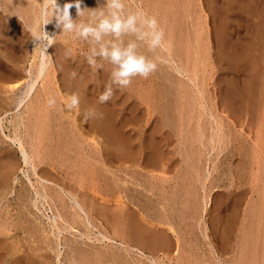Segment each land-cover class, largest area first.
<instances>
[{
  "label": "bare ground",
  "instance_id": "obj_1",
  "mask_svg": "<svg viewBox=\"0 0 264 264\" xmlns=\"http://www.w3.org/2000/svg\"><path fill=\"white\" fill-rule=\"evenodd\" d=\"M117 2L123 7L109 8L106 0H82L81 8H95L99 4L103 9L102 16L97 12L77 17L75 7L70 12L77 23L84 22L93 28L101 19L111 21L113 12L122 21L129 16L136 17L132 28L121 31L119 35L107 32L101 33L99 40L89 38L98 50L102 46L109 49L117 46L124 50L134 45L132 52L137 56L144 54L146 62L162 60L163 64L158 62L156 71L147 79L134 76L132 83L124 89H119L112 78L118 65H114L109 58H103L101 63L90 66L85 59L87 53L73 54L69 52L70 48L67 49L73 44V34L68 33L70 36L66 38L67 33L55 27L54 18L51 23L44 24L45 9L49 17L51 15L49 0H0V204L4 200L9 206L0 211V264H51V258L41 253L44 248L45 253L53 251L57 262L61 263L62 246L66 248L63 257L66 264H169L174 260H166L167 256L172 258V253L178 255L181 248L185 249L182 236L187 233H183L179 225L177 229L175 219L179 224L182 218L180 220L187 225V219L198 211V205L202 206V199L206 200L202 225L209 238L213 230L216 234L220 229L222 235L227 232L228 237L237 230L238 235L241 233V242L243 235L246 236L242 243L236 242L239 247L233 245L238 255L233 260L229 258V264H264V218L260 219L264 215V161L258 157L259 172L250 170V176L253 175L255 181L262 176V182L258 183L257 193L254 191L257 200L252 198L255 202L248 201L249 207L243 213L244 200L251 187L229 193L221 191L223 198H217L218 206L216 204L220 210L213 221L218 227L215 231L212 221L210 225L205 218L207 214L213 217L218 209L211 203L215 211L208 213V201L214 195L209 192L211 185L207 188L210 168L202 173V161L195 159L189 164L190 168L187 166L193 170L190 175L184 173L186 166L182 163H186L184 153L187 152L181 151L184 146L186 149L188 146L209 147L218 141L225 151L223 161L231 160L230 165L235 164L236 169L242 166L245 172V139L236 137V130L223 122L214 126L210 120L211 125H200V121L193 120L194 115L189 110L194 111L192 107L196 104L205 106L208 116L215 120L214 108L227 112L236 126H242L253 134L257 142L255 148L260 147L263 151L264 0L233 1L235 6L233 4L232 8H236L234 15H244L240 20L246 17L248 21L245 25V30H248L246 37L234 40L239 32L225 33V22L221 18L220 33L215 35L213 32L215 44L207 45L208 50L205 48L204 51L208 52L207 55H202L201 27L204 21L200 20V13L191 14L189 0ZM57 3L63 6L65 3L74 4L75 0H57ZM197 3L199 6L202 4L201 0H196ZM152 16L164 31L161 47L149 46L151 35L147 33L153 29L145 21ZM237 19L236 22L239 21ZM44 32L54 38L51 46L47 47L49 42L44 41L36 47L39 41L34 37L43 36ZM227 34L234 36L229 35L228 39ZM56 39L61 42L56 44ZM84 39L75 36L74 42L78 45ZM28 41L34 43L33 49H28ZM86 42L80 46L89 44L88 40ZM145 48H148L149 55L143 53ZM48 50L55 53L52 55ZM154 55L157 59L152 58ZM210 55L217 67L212 83L215 101L211 106L208 102L210 96L207 95L208 83L200 73L209 69ZM170 67L172 70L168 69ZM72 69L78 72L76 79L70 77ZM159 69L162 72L157 75ZM173 71L186 77L185 80L178 77V84L175 83L176 74L174 76ZM170 75L174 76V81ZM106 86L113 87L114 95L106 104H99L98 97ZM174 88L181 92L186 90L183 95L178 92L180 97L175 96L183 98V102H190L192 107L188 104L184 108L177 98V108H170L172 100L173 106L176 103V98L172 99V93L176 91ZM73 93L80 96L79 108L65 110L58 100L67 103L68 96ZM50 98H54L56 103L48 109ZM91 108L102 113L103 117L85 122L83 115ZM175 112L179 114L177 118ZM194 118L197 119L196 116ZM45 119H51L53 123L48 122L47 125ZM36 120L39 122L37 126ZM190 121L194 123L191 128L195 131L191 137L183 133V130L188 131ZM38 126L41 130L36 128ZM89 139L95 142L97 149L91 146ZM175 144L181 146L180 152H177L180 148L173 149ZM191 150H188L186 158L193 159ZM211 150L213 148L209 147L207 154ZM175 151L177 154L184 152L183 157H175ZM236 155L239 158H234ZM176 167L178 173L184 172L176 178L168 175L176 171ZM244 174L238 175L239 181ZM201 192L205 193L203 198ZM11 194L13 196L9 197ZM10 208L15 210L14 215ZM142 217L156 220L164 227L157 228ZM251 218L255 222L257 220V225L253 221L249 224ZM242 222L245 226L240 229ZM229 223H232L231 227ZM230 242L225 252L231 250Z\"/></svg>",
  "mask_w": 264,
  "mask_h": 264
},
{
  "label": "rangeland",
  "instance_id": "obj_2",
  "mask_svg": "<svg viewBox=\"0 0 264 264\" xmlns=\"http://www.w3.org/2000/svg\"><path fill=\"white\" fill-rule=\"evenodd\" d=\"M190 2V8H191V14L192 15H194L196 12L199 14L200 13V20H202V21H204L203 22V27H201V29H202V37H203V41H204V43H203V41L201 42L202 43V46H203V51H202V55H203V53H205L204 51H205V48H206V51L208 50V46L209 45H214L215 44V35H216V33H220V19L222 18V20L221 21H223V22H225V23H223V27H225L226 28V30H223L225 33H230V34H232V33H235V32H239L238 34L236 33L235 35H237V36H234V34H233V36H234V38H233V36L232 35H230L234 40L237 38V37H241L242 39L243 38H245L246 37V31L248 32V30H245V25H247L246 24V22H248L247 21V19H246V17H243L244 19H246V21H244V19L243 20H240L241 19V16H244V15H241L240 17H239V15L237 16V15H234V14H236V8L234 7L235 6V4L233 3V1L236 3V0H201V3L202 4H200V6L202 7L201 9H200V6H199V4L197 3L196 4V0H189ZM231 1H232V4H231ZM234 4V6H233V8H232V5ZM224 7V8H223ZM50 7H48V9H49ZM220 8V9H219ZM225 9V10H224ZM220 10V11H219ZM231 10H233V11H231ZM228 13H229V15H228ZM218 14H220V15H218ZM221 14H223V15H221ZM225 15V16H224ZM191 17V16H190ZM224 17H226V19L224 18ZM223 18H224V20H223ZM237 18H239V21H237L236 22V20H238ZM227 20V21H226ZM219 22V23H218ZM83 24H84V22H82ZM79 24V23H78ZM226 24V25H225ZM236 24V25H235ZM253 24H255V23H253ZM220 25V26H219ZM227 26V27H226ZM237 26V27H236ZM244 26V28H242ZM239 27V28H238ZM236 28V29H235ZM241 28V29H240ZM259 28V27H258ZM239 29V30H238ZM222 30V29H221ZM27 31H29V29H27ZM58 31H61V30H58ZM244 31V32H243ZM30 32V31H29ZM204 32V33H203ZM213 32H215V35H214V33ZM244 33V35L242 36V34ZM240 33H241V35H240ZM61 34V33H60ZM67 36H66V38H68L70 35L67 33L66 34ZM214 35V36H213ZM228 34H227V37L229 36ZM73 36V38H72V41H73V44L72 45H70V47H68L67 49H69L70 48V50H69V52H73V54H81V53H87V56H90L91 54H92V52L95 50H97V52H99V50H98V46L97 45H95L94 44V42H92V41H90V37H93V36H91V35H89L88 37H86V39H84L82 42H81V44H78V45H76V43L74 42V37L75 36H77V38L79 37L78 35H75V33L72 35ZM84 38V37H83ZM231 38V39H232ZM228 39H230L229 37H228ZM232 39V40H233ZM61 40H63V39H61ZM88 40V43L89 44H87L86 46H84V47H86L85 49H84V47H82V46H80V45H85ZM76 41V40H75ZM239 41H242V40H238V42ZM56 44H58L57 42H61L60 40H57L56 39ZM28 43V45H27V47H28V49H33V47H35V45H34V43L33 42H30V41H28L27 42ZM200 43V44H201ZM208 45V46H207ZM73 48V49H72ZM57 48L55 47V50H56ZM59 49V48H58ZM142 49L143 48H141V51H142ZM148 49V48H147ZM146 48H145V50L143 51V53H145V55H149V51L147 50ZM211 50V49H210ZM213 50V49H212ZM49 52H52L51 50H48ZM68 51V50H67ZM76 52V53H75ZM147 52V53H146ZM53 53H55L54 51L51 53L52 55H53ZM208 53V52H207ZM207 53H205L206 55H207ZM204 54V55H205ZM55 55V54H54ZM143 56H144V54H142ZM209 55V54H208ZM55 57V56H54ZM156 58V55H154V56H152V58ZM147 58V57H146ZM154 58V59H155ZM93 59L96 61V64L95 65H97L98 64V62L99 63H101V60H104L103 59V57H101V56H99V55H96V56H94L93 57ZM145 59V58H144ZM157 59V58H156ZM212 59L213 58H211V55H210V57H209V61H211V64H210V67H208L207 66V68H209V69H204L202 72H200V73H202L201 75L202 76H204V77H206L205 78V80H207L206 82L208 83V92H207V95H209L208 97V102H209V105L211 106V104H213L214 105V101H215V99H214V90H215V87L213 86V79H214V77L216 76V74H217V67H216V65L215 64H213V61H212ZM206 60V62H207V58L205 59ZM158 62H160L161 64H163V62H162V60L161 59H157V63ZM206 62H204V63H206ZM160 63H158V64H160ZM168 64H169V62H168ZM93 66V65H92ZM203 68V67H202ZM169 70H172V68L170 67V68H168ZM162 71L159 69V73L157 72V75H160V73H161ZM173 74H174V76H175V74H176V76H175V81H174V76L172 77L171 75H170V77L171 78H173V79H171L172 81H174L175 83H177L178 82V80H177V78L178 77H180V79H182V80H185V78L186 77H181V75L180 74H178V73H176V72H174L173 71ZM96 78H97V76H96ZM94 79H95V77H94ZM142 80H143V78H141ZM96 80V79H95ZM94 80V81H95ZM98 80H100L99 78H98ZM97 81V80H96ZM93 82V81H92ZM178 84V83H177ZM144 88H145V85L143 86ZM53 88H55L54 86H53ZM143 88V89H144ZM158 88V87H157ZM176 88H177V85H176ZM176 88H174V90H176ZM142 89V92L144 91ZM173 90V91H174ZM172 91V90H171ZM185 91L186 90H183L182 92L181 91H179V90H176V91H174L175 93L173 94L172 93V95L174 96V97H172V99H174V98H176V99H174V101H176V103H175V105L173 106V104H174V102H172L173 100L171 99V93H170V100H172L171 102H170V108L171 107H176V105L177 104H179V100H180V104L184 107V108H186V106L189 104V106H191V103L189 102H187V101H184L183 102V98H178V96H179V93L181 94V95H183V92L185 93ZM179 92V93H178ZM175 94L176 95H178L177 97L175 96ZM57 95V97L59 96V97H61L60 96V94L58 95V94H56ZM56 95H54V96H56ZM180 95V96H181ZM179 96V97H180ZM179 100H178V99ZM214 100H213V99ZM58 99H60V98H58ZM63 100V99H62ZM211 100H213V101H211ZM177 101H178V103H177ZM58 102L61 104L62 103V106H64V104H66V101L64 100V101H60V100H58ZM63 102H64V104H63ZM181 102H183V103H181ZM197 105V104H196ZM194 105V107H192L193 109H195L194 111L192 110V109H189V110H191L190 112L194 115V117L196 116V118L197 119H195L194 117H192L193 118V120H198V121H200L199 123H200V125L202 124L203 126L205 125V123H206V125H207V123H209V125H211L210 123H211V121L210 120H212V122H214L212 125H216V123L218 124H220V123H225L226 125H229L230 127H232V130L234 131V130H236V135H238V136H236V137H239L240 136V138H242V139H245L244 141L242 140V139H240V140H242L244 143H245V146L247 147V148H244V153H243V155H244V158L243 159H246L244 162H245V166H244V170H245V172L243 171V168H241L242 166L241 165H239V166H241V167H238L237 169H239V172H238V170L236 169V166H232V165H230L231 164V160H226V161H223L224 159V152L225 151H223L221 148H220V146H223L221 143H219L218 144V141H216V142H213V144H210V146L208 145V142L206 143L209 147H211V148H213V150H211L210 151V153L209 154H207V149H209V147H204V145H202L201 147H199L198 146V148L195 146V147H193L192 148V146L189 148V146L188 145H186V146H188V149H186L185 148V146H184V149H182L181 148V146L179 147L178 146V144L175 146H172V147H174L173 149L175 150V149H179L177 152H180V150L181 151H185V152H187V153H184V152H182V153H184V160H186V163H185V161H184V163H182V165H185L186 166V172H184L183 170H182V172H180V173H178V171H179V169L177 168L176 169V171H174V172H171L170 174H168V175H170L171 177H173V176H175V178L177 177V176H179V175H181V173H186V174H188V175H190V172L191 171H193L192 170V168H191V170L190 169H188V167L187 166H189V164H191L195 159H198V160H200V162L202 161V165H201V167H202V173H205L206 171H207V169H209L210 168V172H211V175H209V178L210 179H208L207 180V182H208V186H207V188H209L210 186L209 185H211V187L209 188L210 189V193H211V195H213V196H210V199H209V201L208 202H210L208 205H207V207H208V213H210V214H212L214 211H213V207H214V205L216 206V204H217V206H218V199H219V197H220V199H221V197H222V192L223 193H229V192H233V191H238V190H243V189H249V187H251L250 188V192H248L247 193V197H249L250 199H248L247 197H245L246 199L244 200V204H243V208L244 209H240L241 211H242V213H243V211H245V209H247V207H249V203H253V202H255V199L258 197V196H256L257 194V190L259 189V187L258 186H260L259 184H261L260 182H262V176H261V179L258 181V179L256 178V181H255V179L252 177V176H250V170L253 172V170H254V172H257L258 171V161L260 160V161H264V149H263V151L261 150V148L260 147H258V149L257 148H255V147H257V142L254 140V138H253V134L252 133H250V132H248L246 129H244L242 126H239V125H237L236 126V124L233 122V119L230 117V116H228V113L227 112H223V111H219V110H217L216 108H214V106L212 105V108H214L213 109V115L216 117V120L215 119H213L214 117H212L211 115L210 116H208L209 115V111L207 110V108H205V106H202V107H200V105ZM178 106V105H177ZM49 107V106H48ZM65 108V107H64ZM177 108V107H176ZM48 109H50V107L48 108ZM206 109V110H205ZM66 110V109H65ZM76 110V109H75ZM199 110V111H198ZM202 110V111H201ZM185 112H187L188 110H184ZM205 111H207V112H205ZM47 112V111H46ZM77 113H79V111H76ZM190 112L188 111L187 113H189V115L191 116L192 114H190ZM194 112H196V113H194ZM197 112H198V114H197ZM199 113H200V115H199ZM206 114V115H205ZM174 115L176 116L175 118H177L178 117V112H175L174 113ZM192 115V116H193ZM202 115V116H201ZM204 115V116H203ZM200 116V118H198ZM207 116V117H206ZM148 117V116H147ZM209 117V118H208ZM52 119H53V117H51ZM58 118V117H57ZM191 118V119H192ZM203 119V121H202V119ZM35 119V118H34ZM47 119V118H46ZM45 119V121H46V124L48 123V122H52V120L50 119V121H48V120H46ZM59 119V118H58ZM219 119V120H218ZM192 120V121H193ZM208 120L210 121V122H208ZM218 120V121H217ZM221 120V121H220ZM192 121H190L191 123H190V126H188L187 127V129H188V131H185V130H183V133H185V135H187V136H192V132L194 133L195 131H193L192 130V128L194 127H192V124L194 125V123H192ZM198 121H196V122H198ZM206 121V122H205ZM56 122H58V121H56ZM45 123V122H44ZM53 123V122H52ZM37 124L39 125V122H37V120L35 121V125L37 126ZM48 125V124H47ZM45 127H47L46 125H45ZM190 127V128H189ZM192 127V128H191ZM206 128H209L210 126H205ZM36 128H40V126H38V127H36ZM44 129V128H43ZM179 130H181L180 128H178ZM189 129H191L190 131H189ZM40 130H41V128H40ZM179 130H175L176 132L178 131V132H180ZM173 131V130H172ZM189 132H190V134H189ZM178 134V133H177ZM235 134V133H234ZM252 134V135H251ZM0 135H1V133H0ZM177 137H178V135H177ZM174 138V137H173ZM204 138V137H203ZM191 139V138H190ZM176 139L174 138V141H175ZM193 140V139H192ZM189 141V139L186 141V144H188L187 142ZM89 142H90V144H91V146H93L95 149H97L96 148V144H95V142L92 140L91 141V139H89ZM235 143H237V141L235 140ZM93 144V145H92ZM96 146H95V145ZM196 144V143H195ZM213 145V146H212ZM228 145H230V144H228ZM178 146V147H177ZM215 146H216V149H214L215 148ZM177 147V148H176ZM202 148H203V150H202ZM187 151H186V150ZM192 149V150H191ZM195 149H197L195 152H193ZM248 149H250V151H248ZM188 150H191V151H189L190 152V156H191V158H193V159H189V158H186V156L188 157ZM175 151V152H176ZM248 151V152H247ZM177 152L174 154V156L175 157H183V155H182V153H178L177 154ZM194 154H193V153ZM201 152H202V154H201ZM247 152V153H246ZM262 153H263V155H262ZM186 154V155H185ZM192 154V155H191ZM192 156H195V157H192ZM263 156V157H262ZM251 157V158H250ZM260 158L258 161L256 160L257 158ZM201 158V159H200ZM234 158H239V156H235ZM252 159V160H251ZM248 160V161H247ZM251 160V161H250ZM222 161H223V163H222ZM247 161V162H246ZM259 161V162H260ZM187 162H188V164H187ZM199 162V161H198ZM197 163V162H196ZM214 163V164H213ZM254 164V165H253ZM180 165H178V167H179ZM191 166V165H190ZM190 166H189V168H190ZM231 167H232V169H231ZM234 167V168H233ZM114 168V167H113ZM115 169V168H114ZM242 169V171L245 173V174H247L248 176H250L251 178H249V177H247V175H245L242 171H240ZM246 169H248V170H246ZM253 169V170H252ZM203 170H205V171H203ZM188 171H189V173H188ZM242 172V173H241ZM249 172V173H248ZM259 172V171H258ZM244 174V177L239 181V177H238V175L240 176V174ZM172 174V175H171ZM159 175H162V174H159ZM184 176H187V175H184ZM212 176H214V177H212ZM187 177H189V176H187ZM213 179H212V178ZM222 177V178H221ZM236 177H238V179L236 178ZM219 178V179H218ZM248 178V179H247ZM244 179V180H243ZM254 179V180H253ZM209 180H210V182H209ZM247 180V181H246ZM251 180V181H250ZM244 182H245V184H244ZM212 183V184H211ZM214 183V184H213ZM259 183V184H258ZM213 185V186H212ZM258 187V188H257ZM253 188V189H252ZM238 189V190H237ZM256 190V191H255ZM206 191H207V189H206ZM218 191L220 192V195H218L219 193H218ZM222 191V192H221ZM249 191V190H248ZM251 191H252V194H251ZM254 191L256 192V193H254ZM208 192V191H207ZM202 193V195H201V197L203 198V196H204V194L205 193H203V192H201ZM250 193V194H249ZM254 193V194H253ZM207 194V193H206ZM250 196H249V195ZM216 195H218V197L216 196ZM13 195L11 194L9 197H12ZM111 197V196H110ZM211 197H212V199H211ZM213 198H214V200H213ZM218 198V199H217ZM223 198V197H222ZM252 198H255V199H252ZM214 201V202H212V201ZM216 200H217V203H216ZM257 200V199H256ZM205 201L206 200H203L202 199V206H204V209L202 210V206H201V204H200V206L198 205V211H195V213H194V215H192L191 217H189L188 219H187V225L185 224V223H183V221L182 220H180V219H182V218H180L179 219V224H178V222H177V220L175 219V222H176V224H175V226L177 227V229H178V225L180 226V228H182V231H183V233H187V234H184L185 236H182L183 238H182V241L184 242V245H185V249H180V251H182V252H180V251H178V255L177 254H175V253H172V258H171V255H169V256H167V258H166V260L168 259H170L169 261H171L172 259L175 261V263H174V261H172V262H169V264L171 263V264H180V262H183L182 264H186L187 262V264H190L191 262L192 263H196V264H229V258H230V260H233L234 258H236L235 256H236V254H237V251H235V246H234V248H233V245H235L236 244V242L238 243H242L244 240L243 239H246V236H244L243 235V238H242V242L241 241H239V237H240V234L241 233H239V235L237 234V230H234L235 232H234V236L235 237H238V239L236 240V238L235 237H233V235L231 234V236H229L228 237V233L227 232H225L223 235H222V233H223V231L220 229V231L217 229L218 227H216V225L214 224V220H216V218H214V216L215 217H217V215H218V211L220 210V208H218L217 206L216 207H214L215 209H217V211H215L216 213V215L213 213V217L211 216V215H209V214H207L206 215V220H207V223L208 224H210V222L212 221V223L214 224V227H213V229H215V231L216 230H218V232L219 233H214V230L212 231L213 233H210L209 235H210V238L205 234V230H204V228H203V225H202V221H203V219L202 218H204V216H205ZM248 201H250L249 203H248ZM214 204V205H212V204ZM7 204H6V202L3 200V202H1V204H0V211L3 209V208H5V207H7V209H8V207L9 206H6ZM211 205H212V207H211ZM210 206V207H209ZM210 208H212V210L210 209ZM10 210H11V213H12V215H14V212H15V210L14 209H12V208H10ZM249 210V209H248ZM213 211V212H212ZM240 211V212H241ZM251 211V210H250ZM250 211H248V212H250ZM189 212H191V211H189ZM245 213V212H244ZM229 214V213H228ZM238 214H239V212H238ZM237 214V215H238ZM263 214H264V212H263ZM241 215V214H240ZM209 216V217H208ZM178 217V216H177ZM176 217V218H177ZM145 221H147V222H149V223H152L153 224V226H155V227H157V228H162V227H164V226H162V225H160V224H158V221H150L148 218H146V217H142ZM211 218V219H210ZM255 219H256V217H254ZM261 218H264V215L262 216V217H260V219ZM213 219V220H212ZM237 219H239L238 218V216H237ZM255 219H253V218H251L249 221V224L251 223L252 224V222L251 221H253V220H255ZM182 221V222H181ZM263 221V220H262ZM215 222H217V221H215ZM235 222V221H234ZM240 222V221H239ZM238 222V223H239ZM245 222V221H244ZM244 222H242V223H240V225L241 226H239L240 227V229L243 227V226H245L244 225ZM253 223H254V225L257 223V220H256V222L255 221H253ZM247 225H246V227L248 226V223H246ZM250 224V225H251ZM211 225V224H210ZM230 225V227H231V225H232V223H229L228 224V226ZM237 225V224H236ZM239 225V224H238ZM249 225V226H250ZM257 225V224H256ZM235 226V225H234ZM211 227V226H210ZM230 227H227V228H230ZM239 227H237V229L239 228ZM258 227V226H257ZM231 231V230H230ZM12 232H13V230H12ZM208 232V231H207ZM188 233H190L189 235H188ZM66 235H68V236H71L70 234H68V233H66ZM238 235V236H237ZM232 237V238H231ZM242 237V236H241ZM240 237V238H241ZM229 241H228V240ZM230 239H231V242H230ZM236 240V241H235ZM241 240V239H240ZM228 242H230V243H232V248H230L231 250H229V251H227V252H225V248L227 247V244H228ZM238 243V244H239ZM43 245H45V244H43ZM228 245H231V244H228ZM237 245V244H236ZM46 246V245H45ZM238 247H239V245H237ZM236 246V247H237ZM229 247V246H228ZM237 247V248H238ZM188 248V249H187ZM223 248H224V250H223ZM44 250H46V248H44L43 250H42V252L41 253H44V255L45 254H47V256H48V258L50 259V261L49 262H51V264H52V262L54 263V264H66V263H64L63 262V257H64V254L66 253V248L64 247V246H62V248H61V256H60V258H62V261H61V263H59V262H57V259H56V257H55V253L53 252V251H48V253H47V251H46V253H45V251ZM185 250H187V251H185ZM194 250V251H193ZM235 251L236 253H233V251ZM232 251V252H231ZM50 252V253H49ZM184 253V254H183ZM192 253V254H191ZM195 254V255H194ZM49 255H50V257H49ZM187 255H188V257H187ZM234 255V256H233ZM238 255V254H237ZM177 258H176V257ZM183 256V257H182ZM169 257V258H168ZM174 258H176V259H174ZM185 258H187L186 259V261L184 262V261H182L183 259H185ZM190 260H189V259ZM53 259H54V261H53ZM228 259V260H227ZM179 261V263H178V261ZM192 260V261H191ZM190 261V262H189ZM228 261V262H227ZM167 262V261H166Z\"/></svg>",
  "mask_w": 264,
  "mask_h": 264
},
{
  "label": "clouds",
  "instance_id": "obj_3",
  "mask_svg": "<svg viewBox=\"0 0 264 264\" xmlns=\"http://www.w3.org/2000/svg\"><path fill=\"white\" fill-rule=\"evenodd\" d=\"M51 5V15L49 17L48 10L44 11V24L47 25L55 20V27L60 29L63 33H71L78 35L80 37H88L89 35L93 36L96 40L101 38V33L112 32L116 35H119L121 31L132 28L135 16H129L127 20L122 21L118 14L113 12L111 21L107 18L101 19L98 26L93 28L83 23H77L71 16L70 9L72 7L76 8L77 17H83L85 13L95 14L97 12L100 15H103V9L98 4L95 8H81L82 0H75V3H65L63 6H60L57 3V0H49ZM106 5L109 8H122L123 5L117 0H106ZM150 29H153L151 33H147V35H151L150 48L161 47L164 42V31L159 27L157 19L152 16L145 21ZM135 31V29H132ZM39 44L36 46H41L44 41H48L47 47L51 46V41H53V37H50L46 32H44L43 36H35L34 37ZM47 47L44 48V54L46 52ZM132 47L134 45H130L127 49L121 50L117 46H113L112 48L101 47L99 52L93 51L90 56L85 57L88 64L95 65L96 61L93 59L94 56L99 55L103 58H109L114 65H118V68L112 73L113 81L119 85V89L127 88L132 83V78L134 76H140L144 79H147L150 74L156 71L157 63L156 62H146L143 56H137L132 52ZM46 55V54H45ZM42 73L44 69V65H41ZM78 76V72L75 69H72L70 72V77L72 79H76ZM114 89L111 86H106L105 90L99 95L98 103L106 104L109 102L113 95ZM48 106L51 108L55 105L56 101L54 98H50L48 100ZM80 105V96L79 94H70L67 98V103L64 105L66 110H73L79 108ZM103 117V114L91 108L87 114L83 115V119L87 122L90 119H100Z\"/></svg>",
  "mask_w": 264,
  "mask_h": 264
}]
</instances>
